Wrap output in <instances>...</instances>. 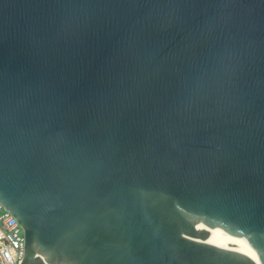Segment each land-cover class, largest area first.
<instances>
[{"label": "water", "instance_id": "1", "mask_svg": "<svg viewBox=\"0 0 264 264\" xmlns=\"http://www.w3.org/2000/svg\"><path fill=\"white\" fill-rule=\"evenodd\" d=\"M0 206L20 264H264V0H0Z\"/></svg>", "mask_w": 264, "mask_h": 264}, {"label": "built area", "instance_id": "2", "mask_svg": "<svg viewBox=\"0 0 264 264\" xmlns=\"http://www.w3.org/2000/svg\"><path fill=\"white\" fill-rule=\"evenodd\" d=\"M24 256V235L12 215L0 206V264H20Z\"/></svg>", "mask_w": 264, "mask_h": 264}, {"label": "bare ground", "instance_id": "3", "mask_svg": "<svg viewBox=\"0 0 264 264\" xmlns=\"http://www.w3.org/2000/svg\"><path fill=\"white\" fill-rule=\"evenodd\" d=\"M234 252L247 256L256 264H262L250 247H241L239 249H236Z\"/></svg>", "mask_w": 264, "mask_h": 264}]
</instances>
